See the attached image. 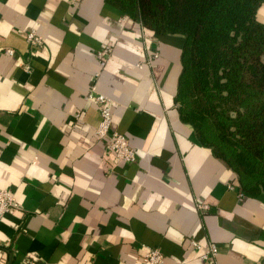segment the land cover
<instances>
[{
    "label": "crops",
    "instance_id": "crops-1",
    "mask_svg": "<svg viewBox=\"0 0 264 264\" xmlns=\"http://www.w3.org/2000/svg\"><path fill=\"white\" fill-rule=\"evenodd\" d=\"M183 43L106 0H0V189L19 203L0 220V264H146L147 248L164 264H264V194L244 195L180 119ZM93 88L136 162L98 140Z\"/></svg>",
    "mask_w": 264,
    "mask_h": 264
},
{
    "label": "trees",
    "instance_id": "trees-1",
    "mask_svg": "<svg viewBox=\"0 0 264 264\" xmlns=\"http://www.w3.org/2000/svg\"><path fill=\"white\" fill-rule=\"evenodd\" d=\"M157 35L184 38L175 102L237 176L244 195L264 194V0H106Z\"/></svg>",
    "mask_w": 264,
    "mask_h": 264
},
{
    "label": "built area",
    "instance_id": "built-area-1",
    "mask_svg": "<svg viewBox=\"0 0 264 264\" xmlns=\"http://www.w3.org/2000/svg\"><path fill=\"white\" fill-rule=\"evenodd\" d=\"M27 41L31 47H43L44 40L41 36L31 32L27 36ZM12 50H7V55H13ZM112 54V49L107 47L99 51L98 56L101 61H105ZM88 100L96 105L100 110L101 121L96 129L98 140H108V151L113 154L117 162L134 163L137 161V150L132 146L129 139L116 131H113V102L112 100L101 94H97L95 88L93 93L88 96ZM233 188V187H231ZM19 203L14 193L8 190L0 189V220L10 211L17 210ZM205 209L207 207H204ZM197 250H202V245L196 241L192 242ZM218 254V248L215 244H209L201 258L209 260L215 258ZM146 264H164L165 257L161 251L155 248H147L143 257Z\"/></svg>",
    "mask_w": 264,
    "mask_h": 264
}]
</instances>
